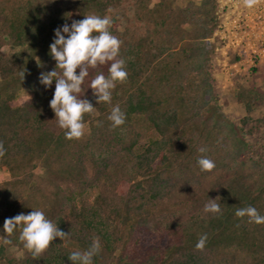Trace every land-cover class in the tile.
<instances>
[{"label":"trees","instance_id":"16d2710c","mask_svg":"<svg viewBox=\"0 0 264 264\" xmlns=\"http://www.w3.org/2000/svg\"><path fill=\"white\" fill-rule=\"evenodd\" d=\"M126 1L0 2V19L5 18L0 20V142L6 150L0 169L33 157V137L42 144L36 156L45 170L58 155L59 167L80 168L81 186L98 190L93 205L81 201L77 207L73 197L66 199L63 208L70 219L65 211L48 217L69 233L68 240L55 239L34 258L18 228L7 237L11 244L0 238V262L72 264L69 255L87 250L98 237L101 251L93 264H264V225L235 215L237 208L252 206L264 216V119H230L218 106L214 46L209 42L217 25L215 0H186L179 8L173 5L178 0H155L150 8L151 0H129L136 17L144 20L147 13L145 22L151 26L138 38L117 28ZM89 14L111 17L110 31L122 41L120 58L128 77L117 82L111 103L97 104L89 83L100 72L107 76V66L90 70L80 97L96 107L84 116L90 133L86 140H67L50 108L55 81L45 87L39 77L56 67L50 55L55 30ZM7 37L25 48L14 61L1 52ZM20 70L25 71L23 81ZM11 84L30 90L33 97L12 107ZM251 91L250 96L237 94L249 113L258 101V91ZM116 105L126 122L113 128L108 116ZM201 147L207 151L201 153ZM201 156L215 162L211 172L201 170ZM84 161L95 173L92 181L85 178ZM211 177L222 182L221 187L214 183L216 192H202L198 203L185 200ZM218 196L222 214L205 213L208 199ZM6 200L15 199L7 195L0 205V237L6 236L5 219L17 214L12 205L9 212ZM202 234L208 239L200 251L195 245ZM12 247L23 251L21 259L7 255Z\"/></svg>","mask_w":264,"mask_h":264},{"label":"rangeland","instance_id":"374dc122","mask_svg":"<svg viewBox=\"0 0 264 264\" xmlns=\"http://www.w3.org/2000/svg\"><path fill=\"white\" fill-rule=\"evenodd\" d=\"M1 1L3 0H0V2ZM10 1L12 2L13 0ZM192 1L197 4L200 3V0ZM187 2L186 0H178L174 1L173 5L179 8L187 5ZM215 2L217 25L209 42L214 46L215 68L213 69V78L219 94L218 106L230 119L236 120L246 116L264 119V52L262 51L264 45H261L259 42V39L263 38V35H259L253 39V47L256 50L255 54L246 48V46L234 47L232 42L234 34L237 32L232 27L233 24L231 21L233 17L229 15L230 19L225 20L226 15L219 12L218 0H215ZM153 3H155V0H151L149 8ZM76 15L75 13L74 16ZM121 15L122 16L118 17L119 20H117V28L120 32L127 29L129 35L138 38L144 36L148 29H151V26L147 25L145 22V20H149L148 14L144 13V20H139L129 0L123 4ZM4 19V17H1L0 20L3 21ZM255 31L258 32L259 30ZM24 49V46L16 45L14 40L7 37L5 44L1 48V52L7 56L10 61H14V59L20 57L21 53L25 51ZM26 54L28 53L26 52ZM15 86L16 85L13 86L12 84L9 86L11 87L10 90L14 91L15 95L11 103L12 107L20 106L25 100L33 97V92L30 90L20 87L14 88ZM252 89L258 91V101L253 102V110L249 113L246 111L243 102L239 101L237 94L238 92L244 91L246 92L245 95L250 96L248 93H251ZM85 125V134L79 140L88 139L90 126L88 124ZM35 140L33 137L30 139L32 152H35L33 157L29 154L28 158L23 160L20 158L17 159L11 164L10 170L0 169V185L2 186L0 188V205L4 203L5 197L8 195L9 199H15L11 203L8 200L6 201L9 203V205L7 204L9 209L11 205L12 209H16V215L20 213L29 214L33 210H39L42 211L47 218L51 217L54 213L57 214L60 211H65L63 205L69 197H73L77 207H80L81 201L93 205V199L98 190L81 186V179H84V175L82 171H80L81 169L79 168L78 170V168H76L73 170L66 166L63 167L62 165L59 167L58 161H55L57 155L50 162L51 169L45 170L43 163L39 162L36 156V152L40 150L42 144L39 145ZM52 151L50 150V152ZM83 165L87 166L85 178H87V180L91 179L92 181L95 178V173L90 171V166L88 167L85 161ZM214 183H216L218 187H221L219 185H221L222 182L218 181L216 177H211L210 180L205 181L201 187L193 190L190 195H185V200L193 203L196 201L198 203L200 198L201 200L204 198L202 192L206 191L211 194L217 191ZM21 195L22 197L17 201L16 198ZM190 206L191 205H188L187 207L190 208ZM12 209H10V211L7 209V212L9 211L12 213ZM179 211L180 210L177 208L175 213H179ZM63 215L66 219H70L67 211L63 212ZM7 255L14 259H21L23 257V251L17 247H12L7 251ZM5 260L0 262V264H14L6 262Z\"/></svg>","mask_w":264,"mask_h":264},{"label":"clouds","instance_id":"9594fccd","mask_svg":"<svg viewBox=\"0 0 264 264\" xmlns=\"http://www.w3.org/2000/svg\"><path fill=\"white\" fill-rule=\"evenodd\" d=\"M242 2L244 7L251 9L259 0H242ZM112 23L110 16L89 14L84 15L82 20H73L70 26L65 23L54 32L55 38L50 44V55L55 60L56 67L50 72L41 73L39 81L45 87H50L55 81L50 108L55 114L59 127L66 130L67 140H78L83 137L86 129L84 116L93 113L96 108L89 100L80 98L90 70L107 66V76L100 72L89 83L97 104L111 103L112 90L117 82L123 83L127 80L126 61L120 58L122 41L111 33ZM19 75L23 81L25 71L20 70ZM108 120L112 122L113 128L120 127L126 122V114L119 105H116L111 109ZM199 151L204 153L207 149L201 147ZM5 153L3 142H0V158ZM198 165L205 172H211L216 167L215 162L207 156H201ZM217 201H221L219 196L208 199L204 212L213 215L222 214L221 205ZM235 215L238 218L247 217L248 223L264 225V216L260 215L255 207L237 208ZM18 228L21 229L19 239L34 258L43 254L55 239L66 241L69 238V233L60 230L56 223L39 210H33L29 214L20 213L5 219L3 231L6 236L0 237L5 245L11 244V240L7 237ZM207 239V235L202 234L195 245L196 249L203 251ZM100 251V240L96 237L87 250L73 251L68 259L72 264H93V257Z\"/></svg>","mask_w":264,"mask_h":264},{"label":"built area","instance_id":"2783aa9c","mask_svg":"<svg viewBox=\"0 0 264 264\" xmlns=\"http://www.w3.org/2000/svg\"><path fill=\"white\" fill-rule=\"evenodd\" d=\"M217 4L219 12L226 15L225 20L230 19L229 15L233 17L231 23L237 33L234 34L232 45L246 46L255 54L253 39L263 35L259 42L264 45V0H259L251 9L244 7L242 0H218ZM262 51L264 52V49Z\"/></svg>","mask_w":264,"mask_h":264}]
</instances>
